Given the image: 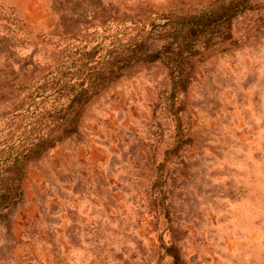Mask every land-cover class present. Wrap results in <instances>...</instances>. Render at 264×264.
Wrapping results in <instances>:
<instances>
[{
	"label": "rangeland",
	"instance_id": "rangeland-1",
	"mask_svg": "<svg viewBox=\"0 0 264 264\" xmlns=\"http://www.w3.org/2000/svg\"><path fill=\"white\" fill-rule=\"evenodd\" d=\"M211 1L0 0V140L75 46L118 53L144 20ZM255 3L232 41L187 65L185 88L164 60L105 82L78 130L30 163L22 203L0 220V264H264V0Z\"/></svg>",
	"mask_w": 264,
	"mask_h": 264
},
{
	"label": "trees",
	"instance_id": "trees-1",
	"mask_svg": "<svg viewBox=\"0 0 264 264\" xmlns=\"http://www.w3.org/2000/svg\"><path fill=\"white\" fill-rule=\"evenodd\" d=\"M256 8L255 0H212L206 7L144 20L138 36L118 53L102 42L75 46L64 65L38 80L21 123L0 140V220L22 203L30 163L78 130L82 109L107 80L138 62L164 60L176 86L185 88L192 76L187 65L232 41L235 20ZM157 42L160 48H155ZM166 251L180 263L176 248Z\"/></svg>",
	"mask_w": 264,
	"mask_h": 264
}]
</instances>
